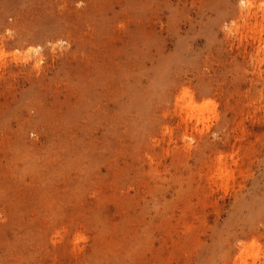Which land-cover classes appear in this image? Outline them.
<instances>
[{"label": "rangeland", "instance_id": "1", "mask_svg": "<svg viewBox=\"0 0 264 264\" xmlns=\"http://www.w3.org/2000/svg\"><path fill=\"white\" fill-rule=\"evenodd\" d=\"M0 264H264V0H0Z\"/></svg>", "mask_w": 264, "mask_h": 264}, {"label": "bare ground", "instance_id": "2", "mask_svg": "<svg viewBox=\"0 0 264 264\" xmlns=\"http://www.w3.org/2000/svg\"><path fill=\"white\" fill-rule=\"evenodd\" d=\"M247 7H248V6H247ZM189 106H190V107H193V106H194V102H193L192 98L190 99Z\"/></svg>", "mask_w": 264, "mask_h": 264}]
</instances>
